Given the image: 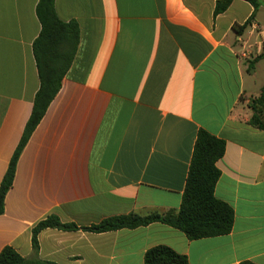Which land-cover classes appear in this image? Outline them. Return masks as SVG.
I'll use <instances>...</instances> for the list:
<instances>
[{
  "label": "crops",
  "instance_id": "crops-1",
  "mask_svg": "<svg viewBox=\"0 0 264 264\" xmlns=\"http://www.w3.org/2000/svg\"><path fill=\"white\" fill-rule=\"evenodd\" d=\"M40 0H0V187L31 118L40 78ZM55 0L80 27L61 89L22 151L0 215V254L43 264H144L158 246L190 264H264V0ZM252 71L250 72V65ZM264 108V106H263ZM226 143L215 196L229 235L192 241L162 223L94 233L111 218L178 211L196 139ZM49 217L79 230L33 229Z\"/></svg>",
  "mask_w": 264,
  "mask_h": 264
},
{
  "label": "trees",
  "instance_id": "trees-1",
  "mask_svg": "<svg viewBox=\"0 0 264 264\" xmlns=\"http://www.w3.org/2000/svg\"><path fill=\"white\" fill-rule=\"evenodd\" d=\"M232 0L217 3L215 15L224 13ZM37 16L41 24V33L33 45L40 88L35 97L31 118L24 135L8 168L0 187V215L5 211V200L13 186L18 159L29 142L32 134L41 123L49 106L58 95L62 81L70 69L80 41V27L75 22L61 21L55 11V0H40ZM54 57L55 64L49 58ZM250 65V72L252 66ZM264 89L259 98L254 99L250 107L254 114L250 124L264 130ZM226 143L205 130H200L196 139L191 160L186 188L181 207L178 211L152 213L147 216L131 214L111 218L84 231L105 233L122 229H137L153 223H162L184 233L195 241L229 235L234 226V210L230 205L215 196L216 185L221 177L217 163L224 157ZM45 229L77 231L74 224H62L56 217H49L40 222L32 232L34 252L39 250L38 235ZM0 264H43L39 261L26 260L13 248L6 247L0 254ZM144 264H190L187 256L176 253L166 246H158L146 252ZM240 264H254L242 262Z\"/></svg>",
  "mask_w": 264,
  "mask_h": 264
},
{
  "label": "rangeland",
  "instance_id": "rangeland-1",
  "mask_svg": "<svg viewBox=\"0 0 264 264\" xmlns=\"http://www.w3.org/2000/svg\"><path fill=\"white\" fill-rule=\"evenodd\" d=\"M49 60H50L51 64H55L56 63V60H55L54 57H50Z\"/></svg>",
  "mask_w": 264,
  "mask_h": 264
}]
</instances>
